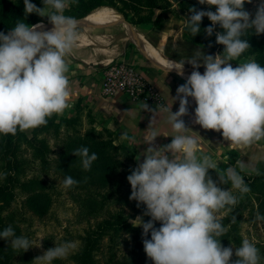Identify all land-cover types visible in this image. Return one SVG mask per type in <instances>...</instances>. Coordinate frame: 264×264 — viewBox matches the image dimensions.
<instances>
[{"label":"clouds","instance_id":"clouds-1","mask_svg":"<svg viewBox=\"0 0 264 264\" xmlns=\"http://www.w3.org/2000/svg\"><path fill=\"white\" fill-rule=\"evenodd\" d=\"M245 2L198 0L201 5L215 6V11L189 8L191 15L183 26L195 36L201 31L202 19L207 17L211 24L204 29L206 37L219 26L222 31L215 32L216 43L224 49L220 54L206 55L198 48L188 59H168L161 64L166 73L175 71L181 77L185 76V62L193 68L185 83L176 89L178 110L162 109L168 113L166 122L175 133L170 143L155 146L157 136L170 135L154 131L156 108L146 102L139 105L140 111L155 115L143 133V143L148 145L143 160L140 162L137 156V166L127 180L131 185L129 200H135L137 207L145 205L143 215L150 217L145 222L138 216V223L133 225L142 227L144 252L153 264H260L259 249L248 239L235 251L222 246L220 239L227 229L218 213L235 208L250 191L249 186L233 167L218 173L214 180L209 170H217L218 161L203 152L198 137L187 134L188 127L182 119L189 113L191 97L196 104L194 122L205 130L220 132L235 150L264 141V66L254 61L238 63L236 67L230 63L251 47L243 38L247 33L264 34V0L257 5L254 16L245 10ZM43 5L38 7L24 0V15L46 16L53 25L50 30H43L42 23L29 26L17 22L7 34L0 32V135L14 136L18 131L45 126L51 117L63 115L72 106L66 57L79 43L78 21L64 15L67 0H43ZM201 66L203 74L198 70ZM129 139L127 133L121 134V140ZM72 153L86 171L98 159L96 153L89 154L87 147ZM250 171L259 174L256 167ZM77 183L67 176L62 186L68 189ZM229 183L228 189L219 186ZM254 219L264 224V214L259 211ZM157 221L160 227H155ZM0 239L10 242L17 253L40 246L26 236H17L11 225L0 231ZM75 248L72 242L55 244L35 259L40 264H52L67 258ZM233 255L237 257L234 261Z\"/></svg>","mask_w":264,"mask_h":264},{"label":"trees","instance_id":"trees-1","mask_svg":"<svg viewBox=\"0 0 264 264\" xmlns=\"http://www.w3.org/2000/svg\"><path fill=\"white\" fill-rule=\"evenodd\" d=\"M38 7H43V0H31ZM81 3H89V8L99 5H110L127 14L139 13L145 9L153 13L159 9L154 17H141L139 21H150L156 26L162 25V17L169 14L176 15L175 5L191 15L189 8L195 6L198 10L215 11V6L201 5L198 0H87ZM247 0L245 5L247 4ZM245 7V6H244ZM97 8V7H96ZM87 11L78 9L71 17H79ZM39 20V15L32 13L24 15V0H0V32L12 29L17 22L33 23ZM211 21L204 17L201 22V31L192 36L185 28L188 39L211 51L222 53L224 46L216 43L215 32L222 31L217 26L210 37H206L204 29ZM244 39H248L250 48L242 54H254V61L264 66V34L257 37L253 32L247 33ZM211 45V46H209ZM240 57V58H241ZM78 104V103H77ZM84 124L79 123L77 115H54L48 120L47 125L32 129L30 135L25 132H17L16 135H0V231L9 225L12 226L17 236L29 235V227L26 212L37 217L43 216L53 201V188L48 179L49 173L58 174L63 180L71 176L78 181L70 189L75 200L79 203L80 214L84 217L98 218L89 226L81 237L80 247L74 251L72 258L75 264H153L146 256L142 242V227L131 220L135 214H143L145 205L137 207L135 200H129L131 185L127 176L131 174L133 167L120 168L119 154L126 152L125 145H119L113 141V133L110 129L95 128L94 119L86 114ZM54 139L55 146L50 142ZM56 147V149H54ZM87 147L89 154L96 153L91 169L82 168L79 157L72 152L75 149ZM30 156L25 155V151ZM227 162L233 164L238 159V152L229 149L226 153ZM130 157V154L128 158ZM120 168V169H119ZM259 174L251 172L244 174L243 179L250 191L245 194L240 202L231 210H227L221 218L223 226L227 229L224 236L220 237L224 247H240L242 240L238 231V221L243 210L250 202L252 210L264 214V159L257 163ZM34 170L29 173L28 170ZM219 169L209 170V175L214 180ZM24 193L18 200V193ZM239 196V193L236 194ZM126 206L130 212L126 211ZM114 207V208H113ZM235 217V220H233ZM149 216H144L147 222ZM30 223V221H29ZM155 227H160V222H155ZM150 239V233L147 237ZM125 250L121 251V246ZM33 251L29 248L26 252H15L10 242L0 239V264H14L30 262ZM19 254V259H14ZM260 264H264V248L259 250ZM237 259L235 255L232 260Z\"/></svg>","mask_w":264,"mask_h":264},{"label":"rangeland","instance_id":"rangeland-1","mask_svg":"<svg viewBox=\"0 0 264 264\" xmlns=\"http://www.w3.org/2000/svg\"><path fill=\"white\" fill-rule=\"evenodd\" d=\"M80 1L84 2L87 0H67V6L64 15L71 16L72 13H74L77 9L82 12H84L86 9L89 10L84 15L75 17L76 19L91 13V11L96 9V7L97 8L109 7L115 11L113 15H123L125 20L131 23L135 31L141 33L146 38L147 41H149L155 48L159 49L170 60L179 61L183 59H188L190 56L193 55V53L198 48H200L206 55L219 54L216 51H211L205 47L195 44L188 39L187 33L185 31V27L183 26L185 19L187 18V13L177 5H175L176 15L169 14L166 17H162V25L156 26L150 21H139V19L145 16H150L154 18L159 13V9H155L153 13L145 9L141 10L137 14H133L131 13V11H128L127 14L125 15L121 11L115 9L110 5H99L96 7L89 8V3L86 2L81 3ZM260 2L261 0H252L251 3H247L245 5V10L249 11L254 16L257 5ZM40 21L49 22L46 16L45 17L39 16L38 21L33 23H26V24L31 26ZM8 31L9 30H4L3 32L7 34ZM77 31L79 33V43L76 46L96 47L98 45H102L103 42H100L101 40L96 38V35L111 34L112 37H109V39L104 37L105 41H109L107 44L108 47L116 46L120 48L123 46V44L124 46L128 45L131 47V49L134 52H137L143 58L149 61V59L145 57V55L141 53L138 47L133 43V39L128 35V30L122 20H114L98 26H78ZM260 35L262 34L257 35V37H259ZM83 36L84 38H82ZM86 41H88L89 43H86ZM247 61H254L253 53H248L245 56L238 58V60L231 61L230 63L233 65V67H236L238 66V63H243ZM185 64L192 68V66L187 62H185ZM198 70L204 72V67L201 66ZM172 73L174 75H177L175 71H172ZM187 73H189V71ZM177 77L174 79L176 82L185 83L186 81L185 76L181 77L177 75ZM91 112L92 109L90 107H84L83 105H79L76 103L74 105V113L71 114V116L77 115V117L80 120L79 123L84 124L87 119L86 114H89L93 117V114ZM66 116H70V115H66ZM97 129H101V128H97ZM30 132L31 130H28L25 133L30 135ZM222 139L223 141L225 140L224 138ZM53 140L54 139H50V142L55 146ZM261 142L264 143V141ZM119 145H125V147H127L126 152L124 150V153L119 154L120 160L122 162L120 165L121 169L125 170L126 167L135 168L138 163L137 156L140 157V162H142L143 157L137 154L138 151L134 146L126 143H122ZM225 146L226 145L223 146L224 149L222 152L223 156L226 155L227 151L229 150V148H226ZM54 149H56V147H54ZM230 149H234V148H230ZM235 151L238 152V155L240 154L242 155L243 160L249 161V151H246V149L239 151L235 150ZM24 154L30 156V152L28 150H26ZM129 154L130 157L128 158ZM225 157L227 158V155ZM218 169L223 172L226 169V167L224 166L218 167ZM236 170L241 173L243 172V170H245V168L241 169L240 167H238ZM28 172L33 173L34 170L30 169L28 170ZM249 173H251V171L248 172V174ZM47 177L54 191L53 201L48 211L41 217L32 215L30 212H26L25 214L26 218L28 219V223L24 224V226L29 227L30 236L28 238L36 244L40 243V246L30 247L31 250L33 251L32 252L33 257L30 262H27L25 264H40V262L37 261L35 258L43 255L49 248L55 247V244L72 242L76 245V248L74 250L76 251L81 245V237L85 234L87 228L93 225L96 220H98V218H92L86 216L84 217L83 215L80 214L81 211H80L79 203L75 200V198L71 194L73 190H71L70 188L65 189L62 186L63 179L58 174L49 173ZM219 186L224 189H228L231 187L230 183L221 184ZM237 193L238 192H235L234 190V194ZM23 196H24L23 192L18 193L17 196L18 200L22 199ZM250 207H251V203L249 202L246 208L243 210L242 215L238 221V231L240 233L242 241L244 239H248L260 250L264 248V224L255 221L254 218L256 213ZM227 210L228 209L221 210L220 213H218L219 217L225 215ZM126 211L130 212V208H128L127 206H126ZM138 216L144 218L143 214H135L131 218V220L135 223H138V221L135 220ZM124 250H125V245H122L121 251ZM74 251H72L67 258L56 259L52 262V264H75L72 258V254L74 253ZM233 251H235L234 247H233ZM19 257H20L19 254H15L14 259L15 260L19 259ZM14 264H21V263L18 261L17 262L14 261Z\"/></svg>","mask_w":264,"mask_h":264},{"label":"crops","instance_id":"crops-1","mask_svg":"<svg viewBox=\"0 0 264 264\" xmlns=\"http://www.w3.org/2000/svg\"><path fill=\"white\" fill-rule=\"evenodd\" d=\"M98 8L94 9L95 11H91L87 18L97 19L116 16L113 15L115 11L109 7ZM51 28L52 27H48L43 30H50ZM104 37L109 39L112 35H96V38L101 40L100 42H103L102 45L96 47L76 46L72 54L66 57L70 66L68 76L73 96L70 101L72 106L66 109L63 115L73 114L74 105L76 103L84 107H90L94 117L93 124L95 128L106 127L110 129L113 132V141L115 143L131 144L137 149V154L143 157L142 154L148 147V145L143 143V133L155 114L148 111H140L139 105L145 101L130 99L122 93L107 97L102 96L100 94V81L103 69L102 62L107 58L114 57L135 63L164 95L166 100L164 107H156L146 102L150 108L157 109L154 131L157 133L167 132L170 135L157 136L155 140V146L157 148L170 143L172 140L171 135H175L171 126L166 122L168 113L162 109L171 107L173 112L178 110L179 100L176 99V89L184 82H176L174 79L177 75H174L172 72L166 73L161 68V65H157L143 58L140 54L134 52L128 45L124 46L123 44L120 48L116 46L108 47L107 44L109 41H105ZM139 37L143 40L150 53L156 56L163 64L167 63L168 57L147 41L141 33H139ZM82 38H84V36ZM86 43L89 42L86 41ZM188 75L189 74L185 72L186 78ZM195 107V101L189 97V113L182 117L186 127H188L187 134L198 137L203 152L210 155L213 160L218 161V167L224 166L226 169L228 167L237 169L240 165H243L245 170L240 174H248L250 169L255 167L256 164L262 160L260 157L264 156V143L258 142L246 149V151H249V161L243 160L240 154L237 161L233 164L227 162V159H225L226 155H222L224 150L223 146L226 145L225 147L229 149L233 147L229 144V141H223L220 132L205 130L194 122ZM122 133H127L130 139L127 141L121 140Z\"/></svg>","mask_w":264,"mask_h":264},{"label":"built area","instance_id":"built-area-1","mask_svg":"<svg viewBox=\"0 0 264 264\" xmlns=\"http://www.w3.org/2000/svg\"><path fill=\"white\" fill-rule=\"evenodd\" d=\"M100 94L111 96L122 93L133 100L164 107L166 100L157 86L133 62L110 57L102 62Z\"/></svg>","mask_w":264,"mask_h":264},{"label":"water","instance_id":"water-1","mask_svg":"<svg viewBox=\"0 0 264 264\" xmlns=\"http://www.w3.org/2000/svg\"><path fill=\"white\" fill-rule=\"evenodd\" d=\"M88 14L80 17V18H76V20L78 21V26H98V25H103L106 24L108 22L114 21V20H122L124 22V25L126 26V28H131L134 30V28L132 27L131 23H129L128 21L125 20L123 15H116L110 18H97V19H89L87 18ZM38 23H42L43 24V28H48V27H53V25L50 22H45V21H40ZM35 23V24H38ZM138 36H139V32L135 31ZM128 35L130 37H132L133 42L137 45V47L140 49V51L153 63L157 64V65H161L163 64L156 56H154L152 53L149 52V50L146 48L143 40L140 38L138 39L137 37L133 36L131 33H128ZM184 70L189 71L190 73L193 71V68L189 67L188 65L185 64L184 66ZM201 74H203V71H200Z\"/></svg>","mask_w":264,"mask_h":264},{"label":"bare ground","instance_id":"bare-ground-1","mask_svg":"<svg viewBox=\"0 0 264 264\" xmlns=\"http://www.w3.org/2000/svg\"><path fill=\"white\" fill-rule=\"evenodd\" d=\"M90 14V13H89ZM88 14V15H89ZM88 17V16H87ZM44 29V28H43ZM38 30H40V29H38ZM127 30H128V33H131L133 36H135V37H137V38H139V36H138V34L135 32V30H133V29H131V28H127ZM170 60V59H169ZM185 72H188V71H186L185 70ZM190 73V72H189ZM188 73V74H189ZM190 75V74H189Z\"/></svg>","mask_w":264,"mask_h":264}]
</instances>
